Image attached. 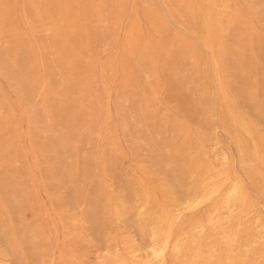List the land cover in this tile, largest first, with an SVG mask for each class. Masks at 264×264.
<instances>
[{"label": "rangeland", "instance_id": "1", "mask_svg": "<svg viewBox=\"0 0 264 264\" xmlns=\"http://www.w3.org/2000/svg\"><path fill=\"white\" fill-rule=\"evenodd\" d=\"M0 264H264V0H0Z\"/></svg>", "mask_w": 264, "mask_h": 264}, {"label": "bare ground", "instance_id": "2", "mask_svg": "<svg viewBox=\"0 0 264 264\" xmlns=\"http://www.w3.org/2000/svg\"><path fill=\"white\" fill-rule=\"evenodd\" d=\"M2 112V111H1ZM236 188V187H235ZM234 195V194H233ZM149 206V205H148ZM180 218V217H179ZM173 223V222H172ZM216 223V222H215ZM171 224V223H170ZM199 231V230H198ZM154 254V253H153ZM155 255V254H154ZM156 256V255H155ZM164 256V255H163ZM160 257V256H159ZM158 258V257H157ZM160 258H162V257H160Z\"/></svg>", "mask_w": 264, "mask_h": 264}]
</instances>
